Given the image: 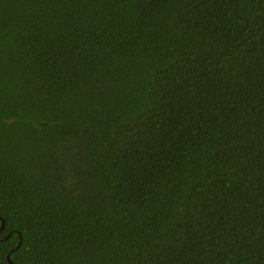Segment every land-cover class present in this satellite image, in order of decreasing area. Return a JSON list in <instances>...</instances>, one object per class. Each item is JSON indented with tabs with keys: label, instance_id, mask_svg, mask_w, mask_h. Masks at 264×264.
<instances>
[{
	"label": "trees",
	"instance_id": "obj_1",
	"mask_svg": "<svg viewBox=\"0 0 264 264\" xmlns=\"http://www.w3.org/2000/svg\"><path fill=\"white\" fill-rule=\"evenodd\" d=\"M8 253L264 264V0H0Z\"/></svg>",
	"mask_w": 264,
	"mask_h": 264
},
{
	"label": "water",
	"instance_id": "obj_2",
	"mask_svg": "<svg viewBox=\"0 0 264 264\" xmlns=\"http://www.w3.org/2000/svg\"><path fill=\"white\" fill-rule=\"evenodd\" d=\"M4 225H5V223L3 221L2 227H4ZM21 242L22 241L20 240L19 243H18V245H17V247H19L21 245ZM7 258H8V260H9L10 263H12V264L14 263L13 260H12V258H11V253H8Z\"/></svg>",
	"mask_w": 264,
	"mask_h": 264
},
{
	"label": "snow or ice",
	"instance_id": "obj_3",
	"mask_svg": "<svg viewBox=\"0 0 264 264\" xmlns=\"http://www.w3.org/2000/svg\"><path fill=\"white\" fill-rule=\"evenodd\" d=\"M73 178H75V176H73Z\"/></svg>",
	"mask_w": 264,
	"mask_h": 264
}]
</instances>
